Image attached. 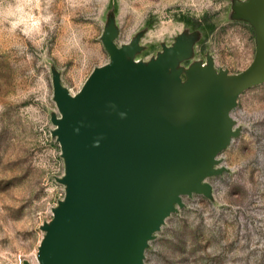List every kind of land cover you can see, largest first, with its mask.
<instances>
[{"label":"rangeland","instance_id":"rangeland-1","mask_svg":"<svg viewBox=\"0 0 264 264\" xmlns=\"http://www.w3.org/2000/svg\"><path fill=\"white\" fill-rule=\"evenodd\" d=\"M235 0H0V264H38L41 226L65 196L61 148L52 135L53 71L72 94L140 36L148 62L180 35L196 34L191 59L238 74L256 54L254 28L232 17ZM243 1V0H241ZM232 117L241 128L210 178L213 198L185 197L146 250L145 264H264V84L244 92Z\"/></svg>","mask_w":264,"mask_h":264},{"label":"water","instance_id":"water-1","mask_svg":"<svg viewBox=\"0 0 264 264\" xmlns=\"http://www.w3.org/2000/svg\"><path fill=\"white\" fill-rule=\"evenodd\" d=\"M232 17L255 31L256 54L238 74L191 59L196 34L180 35L148 62L140 36L118 46L110 20L102 42L110 61L72 94L53 71L52 115L65 196L41 226L40 264H145L146 250L184 198H213L220 155L241 135L239 97L264 84V0H235Z\"/></svg>","mask_w":264,"mask_h":264},{"label":"bare ground","instance_id":"bare-ground-1","mask_svg":"<svg viewBox=\"0 0 264 264\" xmlns=\"http://www.w3.org/2000/svg\"><path fill=\"white\" fill-rule=\"evenodd\" d=\"M37 262H38V264H40L39 261H38V259H37Z\"/></svg>","mask_w":264,"mask_h":264}]
</instances>
